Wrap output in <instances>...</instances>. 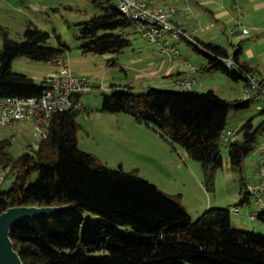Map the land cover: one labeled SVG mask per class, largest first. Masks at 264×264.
Listing matches in <instances>:
<instances>
[{"label":"trees","instance_id":"16d2710c","mask_svg":"<svg viewBox=\"0 0 264 264\" xmlns=\"http://www.w3.org/2000/svg\"><path fill=\"white\" fill-rule=\"evenodd\" d=\"M91 1L101 12L79 23L81 48L84 53L112 54L110 60L115 63L132 45L129 35L138 32L137 26L116 0ZM51 37L35 25L26 29L21 40L5 36L0 49V98L44 93L45 80L37 81L12 67L13 60L23 55L40 61L65 57L68 44L58 36L59 44L53 45ZM188 43L206 56L202 71H221L245 83L249 81L247 73L257 74L241 60L242 47L231 53L199 38L198 43ZM230 57L235 67L227 65ZM260 80L264 86V79ZM253 100L228 99L213 89L150 87L147 92L134 93L115 84L113 92L104 94L101 109L131 113L138 121L154 126L171 143L201 161L213 182L215 171L224 165L222 138L230 113L249 107ZM81 110L57 112L48 137L33 151L14 155L9 150L10 140H0V174L14 176L11 187L0 190V213L13 206L69 205L55 215L22 221L12 228L15 248L26 264H264V234L233 226L230 208L211 207L194 220L177 198L137 170L111 168L81 149L77 136ZM257 132L253 119H248L227 144L234 170L244 173L245 158ZM242 180L244 204L251 196L244 176ZM81 212H90L99 220L94 222ZM101 251L105 252L97 254Z\"/></svg>","mask_w":264,"mask_h":264},{"label":"rangeland","instance_id":"374dc122","mask_svg":"<svg viewBox=\"0 0 264 264\" xmlns=\"http://www.w3.org/2000/svg\"><path fill=\"white\" fill-rule=\"evenodd\" d=\"M237 4L240 6L238 2ZM241 8L235 7L233 10L235 25L238 24L239 27L241 22L248 27L249 25L244 21L245 12ZM100 12L91 0H0V49L4 47L6 35L21 40L30 25L50 32L53 45L59 44V37L68 44L67 54L71 67L88 76L93 85L90 91L80 95L82 110L77 116L79 146L96 155L101 163L111 168L137 170L139 175L177 198L189 210L194 220H197L207 209L216 206L230 208L232 218L235 217L233 213L235 207H240L242 210L247 207L260 210L254 198L251 199V203L247 201L241 204L240 201L245 193L240 194V197L236 194H238L237 190L242 188L243 176L252 180L257 165L264 159V101L255 99L249 107L233 109L228 119V128H239L242 122L252 118L255 128L258 129L256 140L245 158L244 173L233 169L229 148L225 144L222 146L224 165L215 171L214 181L211 182L201 161L190 157L181 145L171 143L154 126L138 121L131 113H112L101 109L104 94L113 92L115 84L126 89L130 88L134 93L147 92L150 87L180 88L169 80L161 81L156 77L138 76L142 72L135 67L140 65L129 61L130 56L144 54L154 45L139 32L129 35L132 45L118 55L116 63L110 60L112 54L84 53L81 48L83 39L78 37L79 23ZM260 14L264 23V9ZM255 34L256 31L253 35ZM219 44L233 50L229 41ZM179 47L182 54H186L190 62L195 65L199 66L203 61H208L204 54L195 50L186 40H182ZM52 66L51 61L35 60L23 55L13 60L12 69L40 81L53 70ZM196 77L197 83L194 89L200 92L213 89L226 98H247L244 94L243 80H230L225 74L207 71L196 72ZM35 134L33 122H18L11 126L0 127V140H10L9 150L14 155L37 148L41 138ZM13 180L14 176L4 178L0 190H8ZM81 214L86 218L92 217L94 222L99 220L98 216L90 212H81ZM254 221L264 225L262 218H256ZM122 229L126 231L127 228L122 227ZM244 229L264 234V226ZM185 264L189 263L185 262Z\"/></svg>","mask_w":264,"mask_h":264},{"label":"built area","instance_id":"2783aa9c","mask_svg":"<svg viewBox=\"0 0 264 264\" xmlns=\"http://www.w3.org/2000/svg\"><path fill=\"white\" fill-rule=\"evenodd\" d=\"M120 10L137 26L138 32L149 42L157 45L171 66L183 56L179 42L186 40L198 43V39L184 25L173 19L178 11L175 7H164L156 0H116ZM244 33L249 28L244 27ZM56 67L45 77L46 89L41 96L4 97L0 98V127L11 126L18 122H33L36 136L48 137L51 121L55 114L69 108H82L75 95L90 91L93 87L87 76L78 75L71 67L67 57L54 59ZM229 67H235L232 57L226 59ZM197 67L191 63L188 69L175 76L172 83L181 89H193L197 83ZM249 81L244 85L247 98L264 101V86L256 73H247ZM236 129H227L223 142L230 143ZM247 189L251 198L255 199L260 210L250 214L253 219L264 215V161L258 167V180L248 182ZM238 211V208H236Z\"/></svg>","mask_w":264,"mask_h":264},{"label":"crops","instance_id":"0c3cea01","mask_svg":"<svg viewBox=\"0 0 264 264\" xmlns=\"http://www.w3.org/2000/svg\"><path fill=\"white\" fill-rule=\"evenodd\" d=\"M156 1L157 4L161 6L177 8L178 11L174 14L173 19L184 25L185 28L188 31H190L192 34L196 33L197 35L194 34V36L197 39L199 38L203 41L213 42L217 44L219 43L224 44L226 41H229V43L233 46V50H231L230 48L224 45L222 46L226 47L231 53H234L238 47H242L241 60L247 62L249 65L254 67L255 70L257 71L259 78L264 79V23L261 21V14H260L264 9V0H156ZM237 2L240 4V6H238ZM235 7L243 8L245 12L244 21L249 25L248 27L251 29V30L249 29V33H244L243 29L246 26L243 23L240 22L239 27H237L238 24L235 25V16L233 15V10L235 9ZM252 31L253 34L254 31H256V34L255 35L251 34ZM154 45L153 47H150L148 51L146 50L147 51L146 53L140 55H131L130 56L131 58H129V61H132L133 64L140 65V67H135L136 69H140V71L142 72L141 74L138 75L140 78L156 77L159 78V80L161 81L169 80V82L170 81L172 82L175 76L180 75L181 73L185 72L188 69V64L191 62L186 54H183L181 58L177 59L170 66L168 65L169 63L166 60L165 56L160 53L159 47L157 45L155 46ZM65 57L70 59L68 54H66ZM51 62L53 64L52 68L53 67L55 68L56 67L55 62L53 61ZM207 62L203 61L199 66L193 63L191 64L195 65L197 67L196 72H199L202 71L200 70V68L206 65ZM74 72L78 75L86 76L83 72L80 71L77 72L76 70H74ZM212 72H218L219 74H223V75L225 74L224 72L221 71H212ZM46 75L40 81H43ZM226 76L230 80H232L228 75ZM244 85H245V81H243V86ZM228 99H232V98H228ZM79 101L80 103H82L80 98ZM244 122H242V124ZM239 128L235 127L231 129H236L237 131ZM262 161H264V159H262ZM262 161H260L259 164L257 165L255 171L256 172L255 177L252 180L246 178L245 176L246 182L258 180V167ZM237 192H238V194H236L237 197H240V194L244 195L243 189L241 187L239 188V191L237 190ZM251 199L249 203L252 202ZM236 208H238V211H236ZM233 211L235 217L232 218L231 216V223L235 227L249 228V227L264 226L255 222L254 220L256 219L250 217V214L256 211L254 209H250L249 207H247L246 209L242 210L240 207H235Z\"/></svg>","mask_w":264,"mask_h":264},{"label":"water","instance_id":"95a60500","mask_svg":"<svg viewBox=\"0 0 264 264\" xmlns=\"http://www.w3.org/2000/svg\"><path fill=\"white\" fill-rule=\"evenodd\" d=\"M4 176L0 174V185ZM69 205H23L9 207L0 213V264H26L15 248L11 237L12 228L26 220L55 215Z\"/></svg>","mask_w":264,"mask_h":264}]
</instances>
